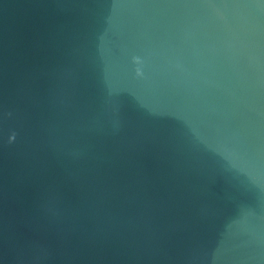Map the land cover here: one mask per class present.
Wrapping results in <instances>:
<instances>
[{
  "label": "water",
  "instance_id": "1",
  "mask_svg": "<svg viewBox=\"0 0 264 264\" xmlns=\"http://www.w3.org/2000/svg\"><path fill=\"white\" fill-rule=\"evenodd\" d=\"M0 264H264V0H0Z\"/></svg>",
  "mask_w": 264,
  "mask_h": 264
}]
</instances>
